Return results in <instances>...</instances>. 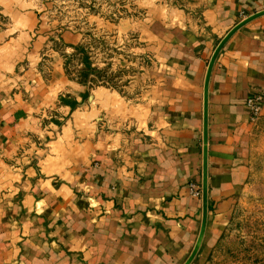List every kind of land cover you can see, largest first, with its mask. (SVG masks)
<instances>
[{"label": "crops", "instance_id": "1", "mask_svg": "<svg viewBox=\"0 0 264 264\" xmlns=\"http://www.w3.org/2000/svg\"><path fill=\"white\" fill-rule=\"evenodd\" d=\"M203 18L142 29L124 90L73 78L36 0H0V264H187L225 230L264 92V0H196ZM264 119V108L261 113ZM260 120V119H259ZM193 187L202 197L193 195Z\"/></svg>", "mask_w": 264, "mask_h": 264}, {"label": "rangeland", "instance_id": "2", "mask_svg": "<svg viewBox=\"0 0 264 264\" xmlns=\"http://www.w3.org/2000/svg\"><path fill=\"white\" fill-rule=\"evenodd\" d=\"M56 38L72 32L82 43L67 55L71 77L98 78L122 91L128 76L142 71V29L175 24L178 13L188 28L203 18L196 0H36ZM63 41L55 45L60 49ZM248 178L236 197L234 212L202 264H264V119L250 141Z\"/></svg>", "mask_w": 264, "mask_h": 264}, {"label": "water", "instance_id": "3", "mask_svg": "<svg viewBox=\"0 0 264 264\" xmlns=\"http://www.w3.org/2000/svg\"><path fill=\"white\" fill-rule=\"evenodd\" d=\"M262 15H264V13L258 14L254 17H252L251 19L241 23L240 25H238L235 29H233L228 35L227 37L223 40V42L220 44V46L218 47L217 51L215 52V55L211 61L210 64V68L208 71V75H207V81H206V116H205V125H206V136H207V126H208V94H209V83H210V78H211V74H212V70L213 67L215 65V62L219 56V54L221 53V51L223 50L224 46L226 45V43L230 40V38L238 31L240 30L243 26H245L247 23H249L250 21L261 17ZM209 175H208V156H207V150H206V158H205V165H204V183H203V202H204V218H203V228H202V232H201V236L199 239V242L195 248L194 253L192 254L191 258L189 259V261L187 262V264H191L194 259L196 258L198 252L200 251V248L202 246L203 240H204V236L206 233V229H207V224H208V215H209Z\"/></svg>", "mask_w": 264, "mask_h": 264}, {"label": "built area", "instance_id": "4", "mask_svg": "<svg viewBox=\"0 0 264 264\" xmlns=\"http://www.w3.org/2000/svg\"><path fill=\"white\" fill-rule=\"evenodd\" d=\"M248 107L251 111L252 121L257 122L260 119L262 110L264 108V92L252 97L248 101ZM192 188H193V195L195 197L198 198L202 197V191L198 189V187L192 186Z\"/></svg>", "mask_w": 264, "mask_h": 264}]
</instances>
